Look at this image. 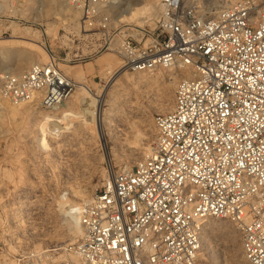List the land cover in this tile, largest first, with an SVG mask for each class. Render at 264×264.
Wrapping results in <instances>:
<instances>
[{"label": "built area", "instance_id": "obj_1", "mask_svg": "<svg viewBox=\"0 0 264 264\" xmlns=\"http://www.w3.org/2000/svg\"><path fill=\"white\" fill-rule=\"evenodd\" d=\"M82 32L128 72L182 65L148 154L112 173L77 213L72 241L9 252L0 264H197L206 219L239 234L245 264H264V0H154L153 26L112 23L117 0H61ZM76 89L48 61L0 72V102L53 109Z\"/></svg>", "mask_w": 264, "mask_h": 264}, {"label": "rangeland", "instance_id": "obj_2", "mask_svg": "<svg viewBox=\"0 0 264 264\" xmlns=\"http://www.w3.org/2000/svg\"><path fill=\"white\" fill-rule=\"evenodd\" d=\"M152 1L120 0L112 20L120 10ZM210 1L214 11L236 0ZM74 10L61 0H0V72L26 71L31 54L45 59L32 39L56 57L76 85L73 98L50 110L33 102L12 115L0 105V241L9 252L72 241L78 228L66 213L112 172L131 168L148 154L152 120L168 92L172 105L173 76L157 68L126 71L127 79L116 53L98 49V35L91 40L82 32ZM147 16L130 23L151 28L154 9ZM98 108L113 109L102 137ZM210 221L227 230H208L202 250L207 259L197 264H245L235 225Z\"/></svg>", "mask_w": 264, "mask_h": 264}, {"label": "bare ground", "instance_id": "obj_3", "mask_svg": "<svg viewBox=\"0 0 264 264\" xmlns=\"http://www.w3.org/2000/svg\"><path fill=\"white\" fill-rule=\"evenodd\" d=\"M119 1L120 0H117V3L111 8L113 9L114 7H117L118 4H119ZM71 7V6H70ZM72 8V7H71ZM151 9H156V4L154 2V0L150 3H138L136 4V6H133V7H129L128 9H123V10H120L116 15H114V18L112 20V23L114 26H118L120 23L122 22H126V23H130V22H138L140 21L141 19H148L150 16H147L148 13H150V10ZM76 11V10H74ZM77 12V11H76ZM142 21V20H141ZM31 41V45L33 46H38V48L40 49V51L43 52V54L45 53V59L40 62L41 60L39 59H36V57L31 54L29 55L28 57V60L31 61V65L33 64H36V63H44L46 58H48V51L45 50L44 48H42L41 46H39L37 44L36 41L32 40V39H28V41ZM33 46V47H34ZM4 50L5 53H10L11 52V49L10 50H6V48L2 49ZM121 62V61H120ZM19 65V64H18ZM57 65L58 67L64 72V74H66L67 76H69L64 70L63 68L61 67L59 61H57ZM17 68H20L21 66H16ZM158 69L160 70H163L164 73H167L168 75H171L173 76V82H172V85L173 87L176 86L178 80L184 76H187L189 74V71L188 69H186V67H183L182 65H174V66H171V67H159ZM122 73H123V76L126 77L127 79H131L130 78V75L128 73H126V71H123L122 70ZM139 74V73H138ZM180 75H183L182 77H180ZM175 90V89H174ZM170 93L168 92V94L166 95L161 107H160V111L164 112L166 110H169L170 109ZM71 97L73 98L74 95H71ZM98 101H100V103L103 102L102 99H98ZM64 103V101L62 102ZM62 103H60L59 106L62 105ZM0 105L2 107H7V109L9 110V112L12 114V115H15L18 112V110L20 108H25L26 106H29L31 105V102H25V103H21L19 105H14V104H11L9 103L8 101H1L0 102ZM33 105V104H32ZM6 109V108H5ZM25 111V110H24ZM112 111L113 109H102V108H98L97 110V113H96V125H97V128H98V133L100 134V136L102 137V133H101V128H102V124H106L108 123V121L110 120V116L112 115ZM144 149V148H143ZM113 173V172H112ZM106 180V179H105ZM83 194V193H82ZM85 194V193H84ZM77 196H79V194H77ZM86 196H83L82 195V198L84 199ZM89 199V196L87 198H85L83 200V202H81L79 204V206L75 209L74 206L71 207L69 209V211L66 213L68 214L69 216L71 217H74L75 218V221H76V225H77V228H78V232H79V227H78V222H77V213L79 212V210L81 209L82 205L85 203V201H87ZM218 219V218H216ZM209 220L211 219H206L203 223V226H202V232H201V242H202V248H201V251H200V254H199V259H207L206 257H204V253H202V250L204 248V246H206V241L208 239V236L210 237L211 233H209V229H214V228H224L223 230H227L224 226H221L219 223H214V221H210V222H213L212 224H208L206 222H208ZM215 230V229H214ZM219 230V229H218ZM220 231V230H219ZM222 231V230H221ZM77 232V234H78ZM208 233L210 235H208ZM226 233V232H224ZM228 234V233H227ZM37 246V245H36Z\"/></svg>", "mask_w": 264, "mask_h": 264}]
</instances>
